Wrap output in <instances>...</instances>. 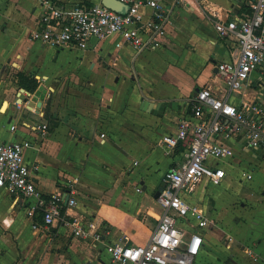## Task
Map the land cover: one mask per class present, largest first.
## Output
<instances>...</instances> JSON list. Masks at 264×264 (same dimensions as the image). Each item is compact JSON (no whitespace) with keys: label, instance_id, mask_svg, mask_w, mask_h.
Wrapping results in <instances>:
<instances>
[{"label":"crops","instance_id":"0c3cea01","mask_svg":"<svg viewBox=\"0 0 264 264\" xmlns=\"http://www.w3.org/2000/svg\"><path fill=\"white\" fill-rule=\"evenodd\" d=\"M40 1L0 0V142H32L23 155L38 167L32 179L43 195L73 181L72 212L101 241L74 239L59 224L34 228L25 200L0 188V264H103L105 244L144 245L157 226L161 208L155 193L184 155L182 147L167 154L163 139L189 114L196 89H224L215 65L231 59L234 45L218 36L214 21L241 17L248 0H203L188 10L167 1L163 43L140 53L121 45L118 35L110 46L104 43L113 36L91 41L82 52L31 41ZM72 53L74 59L68 58ZM183 75L187 82L178 88ZM21 77L35 81L36 88L22 87L28 83ZM263 79L264 64L230 103L264 101ZM143 101L153 105L143 107ZM42 124L48 126L44 137L33 129ZM227 144L234 154L228 176L218 186L202 181L192 196L216 223L203 233L196 262L264 264V179L249 193L234 187L240 170L254 178L249 169L264 163V152L253 157L236 141ZM208 186L214 188L209 194Z\"/></svg>","mask_w":264,"mask_h":264},{"label":"built area","instance_id":"2783aa9c","mask_svg":"<svg viewBox=\"0 0 264 264\" xmlns=\"http://www.w3.org/2000/svg\"><path fill=\"white\" fill-rule=\"evenodd\" d=\"M117 1L128 7L125 13L110 10L100 2L42 0L30 40L55 49L87 51L91 41L118 35L121 45L136 53L153 51L166 37L170 10L165 3L170 1L172 8L188 10L199 8L203 0ZM247 6L248 12L239 18L217 17L214 21L218 36L234 45L231 59L215 65L224 89L217 93L208 86L200 88L188 99L189 114L177 122L174 133L163 139L167 154L182 147L184 155L163 175L156 198L161 208L157 226L144 245L105 244L108 261L103 264H198L203 233L216 227V223L208 218L201 203L193 201L197 186L202 181L218 186L228 176L226 167L234 154L227 141H236L237 148L245 152H264V101L258 98L257 102H242L240 106L229 101L232 94H241L264 64V0H248ZM261 83L264 85V79ZM33 129L41 137L48 132L47 124ZM31 146L27 140L0 142V188L25 200V215L34 228L59 224L74 239L99 243V233L87 231L72 212L76 206L73 181L48 196L36 188L32 173L38 167L28 164L23 155ZM238 175L242 182L252 179L244 169ZM65 195L69 196L67 203Z\"/></svg>","mask_w":264,"mask_h":264},{"label":"rangeland","instance_id":"374dc122","mask_svg":"<svg viewBox=\"0 0 264 264\" xmlns=\"http://www.w3.org/2000/svg\"><path fill=\"white\" fill-rule=\"evenodd\" d=\"M116 37L117 36H113V38H109V41H105L104 44H107L109 46L112 45V42L117 39ZM100 43H102V41H100L99 44ZM67 57L68 58L69 57H73V59H74L75 55L72 53V54H68ZM170 81L171 80H167V82H170ZM186 82H187V78L183 75V78L180 77V85H178V88H180V86H183ZM248 168L249 167H247V169ZM249 170H251L254 173V178L251 181H249V182H242V181H240V178H238L239 175H237V179L235 178V186L234 187H235L236 190L238 189V190L242 191V193H249V191H251V190H248V189H250V187L253 186V184H254L255 181L260 180V179H264V163L261 164V165H258V168L252 167ZM213 190H214L213 187L208 186V188H207L208 194L211 191H213ZM199 193H202V192L199 191ZM257 196L259 197V195H257Z\"/></svg>","mask_w":264,"mask_h":264},{"label":"water","instance_id":"95a60500","mask_svg":"<svg viewBox=\"0 0 264 264\" xmlns=\"http://www.w3.org/2000/svg\"><path fill=\"white\" fill-rule=\"evenodd\" d=\"M100 3H101L104 7L108 8V9H110V10H113V11H115V12H117V13H125V12L127 11V9H128V7H127L126 5L122 4L121 2H119V1H117V0H101ZM198 91H199V89H196V90H195V93H197ZM141 105H143V107H144V106H145V107H148V106H151V105H153V104L150 103V102H148V101H143V102L141 103ZM160 105H162V104H160ZM247 153H249V154H250L251 156H253V157H257L258 155H261V151H259V150H255V149L248 150ZM161 189H162V185H160V186L158 187V189H157V191H156V193H155L154 198H157V197H158V195H159ZM68 198H69V196H68V195H65V198H64L65 203H67Z\"/></svg>","mask_w":264,"mask_h":264},{"label":"trees","instance_id":"16d2710c","mask_svg":"<svg viewBox=\"0 0 264 264\" xmlns=\"http://www.w3.org/2000/svg\"><path fill=\"white\" fill-rule=\"evenodd\" d=\"M20 80L21 81L24 80L25 82L28 83V84L21 83V86L24 87L25 89L29 90L30 92H32L36 88V82L35 81H29V80L24 79L22 77Z\"/></svg>","mask_w":264,"mask_h":264}]
</instances>
